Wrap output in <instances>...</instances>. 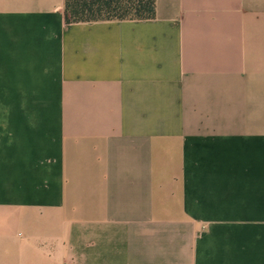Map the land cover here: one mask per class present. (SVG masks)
Returning a JSON list of instances; mask_svg holds the SVG:
<instances>
[{
	"label": "crops",
	"instance_id": "obj_1",
	"mask_svg": "<svg viewBox=\"0 0 264 264\" xmlns=\"http://www.w3.org/2000/svg\"><path fill=\"white\" fill-rule=\"evenodd\" d=\"M0 264H264V0H0Z\"/></svg>",
	"mask_w": 264,
	"mask_h": 264
},
{
	"label": "trees",
	"instance_id": "obj_2",
	"mask_svg": "<svg viewBox=\"0 0 264 264\" xmlns=\"http://www.w3.org/2000/svg\"><path fill=\"white\" fill-rule=\"evenodd\" d=\"M155 16V0H64L67 24L105 20H144Z\"/></svg>",
	"mask_w": 264,
	"mask_h": 264
}]
</instances>
